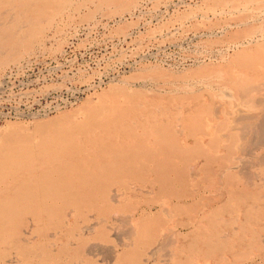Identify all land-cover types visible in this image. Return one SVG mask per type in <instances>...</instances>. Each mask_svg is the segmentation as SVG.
<instances>
[{
	"label": "bare ground",
	"instance_id": "6f19581e",
	"mask_svg": "<svg viewBox=\"0 0 264 264\" xmlns=\"http://www.w3.org/2000/svg\"><path fill=\"white\" fill-rule=\"evenodd\" d=\"M71 3L0 0V20L47 21ZM39 35L27 23L13 33L1 26L0 51L26 49ZM237 58L200 93L131 84L51 127L3 131L0 264L260 260L264 44Z\"/></svg>",
	"mask_w": 264,
	"mask_h": 264
},
{
	"label": "rangeland",
	"instance_id": "374dc122",
	"mask_svg": "<svg viewBox=\"0 0 264 264\" xmlns=\"http://www.w3.org/2000/svg\"><path fill=\"white\" fill-rule=\"evenodd\" d=\"M97 1L72 0L47 21L0 20L10 33L26 23L40 33L27 50L0 51V136L51 127L88 100L131 84L165 96L200 93L222 76L211 72L264 44L263 0ZM263 223L253 225L260 245ZM256 254L237 264H264V256L252 261ZM222 260L202 263L229 264Z\"/></svg>",
	"mask_w": 264,
	"mask_h": 264
}]
</instances>
